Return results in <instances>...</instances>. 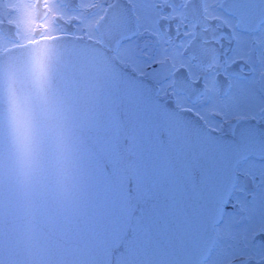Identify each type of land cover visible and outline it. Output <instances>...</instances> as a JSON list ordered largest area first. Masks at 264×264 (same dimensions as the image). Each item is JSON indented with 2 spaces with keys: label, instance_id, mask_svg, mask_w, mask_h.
I'll return each instance as SVG.
<instances>
[{
  "label": "snow or ice",
  "instance_id": "snow-or-ice-1",
  "mask_svg": "<svg viewBox=\"0 0 264 264\" xmlns=\"http://www.w3.org/2000/svg\"><path fill=\"white\" fill-rule=\"evenodd\" d=\"M0 264H264V0H0Z\"/></svg>",
  "mask_w": 264,
  "mask_h": 264
},
{
  "label": "flooded vegetation",
  "instance_id": "flooded-vegetation-1",
  "mask_svg": "<svg viewBox=\"0 0 264 264\" xmlns=\"http://www.w3.org/2000/svg\"><path fill=\"white\" fill-rule=\"evenodd\" d=\"M39 11H40V10L37 9L36 12L34 13V16L37 15V14L39 13ZM5 14H7V13H5Z\"/></svg>",
  "mask_w": 264,
  "mask_h": 264
}]
</instances>
